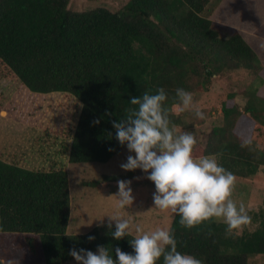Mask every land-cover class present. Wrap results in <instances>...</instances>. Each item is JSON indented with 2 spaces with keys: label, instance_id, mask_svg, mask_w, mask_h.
I'll return each mask as SVG.
<instances>
[{
  "label": "trees",
  "instance_id": "16d2710c",
  "mask_svg": "<svg viewBox=\"0 0 264 264\" xmlns=\"http://www.w3.org/2000/svg\"><path fill=\"white\" fill-rule=\"evenodd\" d=\"M212 2L129 0L119 11H76L70 0H0V76L16 77L32 92L77 98L82 107L68 163L107 162L126 146L116 139L113 121L138 107L131 105L133 97L163 87L172 124L188 130L199 121L189 122L190 110L180 111L176 88L195 94L229 71L264 73L257 52L239 30L226 38L220 35L209 17ZM258 107L248 102V116L230 96L223 104L222 122L212 127L204 145L194 146V157L214 156L235 177H257L264 168V147L254 137L256 123H264ZM133 171L80 182L97 187L129 179ZM70 207L66 169L35 170L0 158V232L22 234L34 253L40 247L46 264L74 259L69 255L73 248L95 251L104 246L113 259L116 247L134 254L133 235L115 239L110 234L114 224L111 229L107 225L106 234L98 229L67 234ZM251 218L257 224L254 230L227 236L226 225L215 218L188 229L175 214L171 230L178 250L203 264H249L251 257L264 255V197ZM0 264H5L2 258ZM157 264H163L162 257Z\"/></svg>",
  "mask_w": 264,
  "mask_h": 264
},
{
  "label": "rangeland",
  "instance_id": "374dc122",
  "mask_svg": "<svg viewBox=\"0 0 264 264\" xmlns=\"http://www.w3.org/2000/svg\"><path fill=\"white\" fill-rule=\"evenodd\" d=\"M128 1L70 0L69 7L76 11L98 7L119 11ZM213 6L209 17L220 23L217 28L222 37L229 36L234 29L246 30L247 37L255 33L249 37L256 42L253 46L258 55L257 64L264 68V0H213L209 7ZM263 76V72L258 76L250 69H240L213 77L206 91L193 94L194 104L204 112L205 119H198L190 111L191 114L187 115L189 122L198 120L200 124L188 130L180 126H176L177 129L193 132L197 143L204 145L212 127L222 122L223 104L232 95L242 112L245 113L248 102H254L259 106V114H264V108L260 106L264 105ZM81 107V102L73 95L32 92L23 87L18 78L0 76V158L29 169L64 168L68 171L71 207L67 234H82L93 229L106 234L110 219L108 215L117 213L130 221L133 236L136 235L137 225L144 231L157 227L171 229L175 213L155 208V184L147 179L148 174L141 169L134 170L132 176L125 180L131 181L134 200L124 209L116 207L114 194L119 190L117 182L102 183L97 187L81 185L82 179L129 174L131 171L122 169L121 164L127 162L129 155H135L125 146L107 162L69 164L67 152ZM256 124L255 140L258 146L264 147V123ZM235 178L232 198L238 204L243 202L252 217V213L262 206L264 168L255 178ZM112 224L115 225V221ZM256 227L257 224L251 219V223L242 227L239 234ZM36 249L34 253L20 233L0 232V258L5 264H46L40 247ZM64 264L78 262L74 258ZM249 264H264V255L251 257Z\"/></svg>",
  "mask_w": 264,
  "mask_h": 264
},
{
  "label": "clouds",
  "instance_id": "9594fccd",
  "mask_svg": "<svg viewBox=\"0 0 264 264\" xmlns=\"http://www.w3.org/2000/svg\"><path fill=\"white\" fill-rule=\"evenodd\" d=\"M175 97L180 102V111H193L198 119H205L204 112L194 104L193 94L182 87L175 89ZM168 99L163 87L155 94L146 91L140 97H133L131 105L138 107L126 110L125 118L113 121L116 139L126 145L129 152L127 162L121 164L124 170L141 169L147 179L155 184L153 200L155 208L171 210L180 216L182 227L191 229L205 221L226 225V235L239 233L242 227L251 223V216L243 202L232 198L235 175L221 166L215 157H194L193 148L197 143L193 132H181L170 120V109L164 106ZM99 123V120L94 121ZM116 207L124 209L133 203L131 181H117ZM108 227L115 230L110 234L117 240L132 235L130 221L119 213L108 215ZM136 235L130 240L134 250L127 253L115 248L116 259L109 249L98 246V251L71 249L69 255L78 264H203L195 256L182 253L177 248L173 230L157 227L144 231L136 226ZM212 230L209 228V234ZM90 236L89 240H94Z\"/></svg>",
  "mask_w": 264,
  "mask_h": 264
},
{
  "label": "crops",
  "instance_id": "0c3cea01",
  "mask_svg": "<svg viewBox=\"0 0 264 264\" xmlns=\"http://www.w3.org/2000/svg\"><path fill=\"white\" fill-rule=\"evenodd\" d=\"M214 12H215V11H214ZM210 19H211V18H210ZM212 20H213V19H212ZM213 21L216 22L217 25L220 27V23L217 22L218 20H216V21L213 20ZM236 30H239V31L243 34L244 38H245V39H246V40H247L252 46H253V43L256 44V42L252 39V37H249V36H251L253 33H252V34H249V36H248L249 39H248V37H247L246 34H245V33L247 32L246 30H244V29H236ZM219 32H220V31H219ZM254 34H255V33H254ZM254 34H253V35H254ZM227 37H228V36H227ZM225 38H226V36H225ZM253 47H254V46H253ZM254 49H255V47H254ZM50 94H51V93H50ZM61 94H62V93H61Z\"/></svg>",
  "mask_w": 264,
  "mask_h": 264
}]
</instances>
